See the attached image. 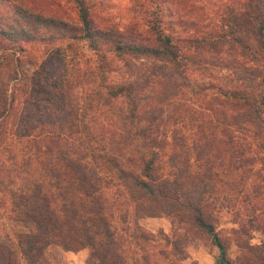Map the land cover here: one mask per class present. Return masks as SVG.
Here are the masks:
<instances>
[{"label": "trees", "instance_id": "1", "mask_svg": "<svg viewBox=\"0 0 264 264\" xmlns=\"http://www.w3.org/2000/svg\"><path fill=\"white\" fill-rule=\"evenodd\" d=\"M71 1L75 23L17 6L0 23V226L13 236L0 238V264H47L51 248L85 250V264H158L140 253L154 237L138 221L159 217L171 228L155 253L165 264L186 259L194 236L225 255L214 214L237 213L236 197L264 195V0H246L241 22L193 40L175 38L157 18L149 43L96 26L84 0ZM53 41L66 42L70 68L57 77L31 71L29 47ZM184 43L194 52L227 45L239 56L201 62L183 55ZM212 67L222 73L215 82L186 83L187 69ZM166 71L186 86L162 79ZM167 87V100L153 103ZM41 91L49 121L27 117L38 106L25 103ZM249 177L262 191H246ZM234 231L249 252L247 227Z\"/></svg>", "mask_w": 264, "mask_h": 264}, {"label": "rangeland", "instance_id": "2", "mask_svg": "<svg viewBox=\"0 0 264 264\" xmlns=\"http://www.w3.org/2000/svg\"><path fill=\"white\" fill-rule=\"evenodd\" d=\"M84 2L89 8V19L96 26L110 28L122 39L141 40L148 43L153 39L150 26L152 23L155 24L157 18L164 24L167 32L172 33L175 38L193 40L194 36L200 37L205 34L213 36L215 32H218V26L222 22L231 25L233 20L237 19L241 22L246 17V0H84ZM16 6L28 13L37 10L43 15L75 23V7L71 0H0L1 24L10 22ZM230 10L235 17L227 20ZM65 44V41H53L31 45L30 52L37 60L29 67L31 71L41 68L45 70L46 74L54 73L53 75L57 77L62 73V69H69L71 62H68V58L71 57L72 52L64 48ZM181 47L183 55L194 56L201 62H208V59L213 55L222 58H237L239 56L237 49H229L227 45H223L218 50L198 48L196 52L191 50V45L187 47L184 43L181 44ZM84 52L86 51L84 50ZM64 58H67V63L63 67L61 61ZM89 66L81 59L77 60V67L80 70L88 69ZM111 66L112 70L108 74V80L118 81L121 78L120 73L114 71L113 67H121V62L114 59L111 61ZM194 68L187 69L184 74L188 84L215 82L212 76L218 78L222 75L220 72L216 73L214 67L206 70ZM162 79L176 83V86L181 83L185 85V82L174 72L166 71ZM171 90H168L167 87L152 102H165L171 95ZM46 96L45 91H41L37 97L40 99L39 101L33 100L25 103L27 108L38 106V109L35 108L31 110L32 112H27L28 118L44 121L55 118L51 115ZM254 185L262 191V183L259 180L246 179V191H250ZM263 199L264 195L256 198L249 196L240 203L239 198L236 197V202L233 203L239 208L237 213L229 208L214 214L217 220L214 226L224 245L225 255H220V251L207 238L194 236L185 243L184 250L187 258L181 260L179 264H264V259H261L264 255V229L259 228L260 226L264 228ZM252 208L254 211L259 210V216L255 220L252 219ZM138 224L154 237V243L144 244L140 253H146L149 262L156 260L158 264H165L156 257L155 253L162 247L163 235L170 236L171 228L168 219L165 217L145 218L139 220ZM238 225H243L249 230L248 236L245 238L246 244L251 248L249 252L242 250L237 245L239 239L242 238L234 231L238 229ZM4 236L13 240L9 226H0V238ZM138 249L139 247H136V250ZM87 257L88 253L85 250L65 254L55 248H51L46 255L47 264H85Z\"/></svg>", "mask_w": 264, "mask_h": 264}, {"label": "crops", "instance_id": "3", "mask_svg": "<svg viewBox=\"0 0 264 264\" xmlns=\"http://www.w3.org/2000/svg\"><path fill=\"white\" fill-rule=\"evenodd\" d=\"M61 252H62V251H61ZM63 253L67 254L68 252H63Z\"/></svg>", "mask_w": 264, "mask_h": 264}]
</instances>
